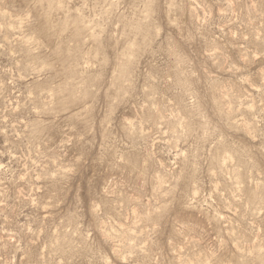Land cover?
<instances>
[{
	"label": "rangeland",
	"instance_id": "obj_1",
	"mask_svg": "<svg viewBox=\"0 0 264 264\" xmlns=\"http://www.w3.org/2000/svg\"><path fill=\"white\" fill-rule=\"evenodd\" d=\"M0 264H264V0H0Z\"/></svg>",
	"mask_w": 264,
	"mask_h": 264
}]
</instances>
